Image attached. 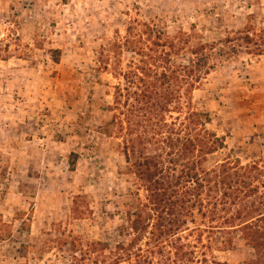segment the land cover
Masks as SVG:
<instances>
[{
  "label": "rangeland",
  "instance_id": "1",
  "mask_svg": "<svg viewBox=\"0 0 264 264\" xmlns=\"http://www.w3.org/2000/svg\"><path fill=\"white\" fill-rule=\"evenodd\" d=\"M163 65L188 70L176 75L177 101L153 113L142 97L166 82L153 74L140 85L130 73ZM194 113L223 143L203 166L254 165L264 198V0H0V264H73L86 241L114 245L123 196L146 202L133 163L149 155L178 168L181 147L163 139L171 128L193 140L204 121ZM202 222L181 236L199 259L252 254L197 214L189 227Z\"/></svg>",
  "mask_w": 264,
  "mask_h": 264
},
{
  "label": "trees",
  "instance_id": "2",
  "mask_svg": "<svg viewBox=\"0 0 264 264\" xmlns=\"http://www.w3.org/2000/svg\"><path fill=\"white\" fill-rule=\"evenodd\" d=\"M198 49L200 51L203 48L200 46ZM160 69L157 73L150 67L148 73L143 70V76L136 72L130 73L140 85H148L146 80L153 74L166 82L164 89H155L142 97L148 100V107L153 113L156 108L162 109L164 103L177 101L181 81L176 75L188 70L187 67L176 65H163ZM121 89H115V103L121 98ZM192 117L198 121L204 118V121L195 123L194 128L190 127L195 134L193 140L182 138L181 142L179 138L173 139L170 137L173 133L171 128L167 130V138L163 139L168 149L181 147L182 151L176 155L175 161L178 168L165 170L158 161L159 157L155 156L148 155L136 160L133 163L134 173L145 188L146 202L136 193L123 196L119 203L125 213L124 223L118 229L120 239L114 245L103 241H86L85 251L80 258L72 256L73 264L91 259L89 253L95 257L92 264H212L205 255H202V259L196 257V246L182 243V234L191 235L204 226L202 222L194 228L189 227V224L195 223L196 214L202 221L207 220L210 226L204 230L207 229L209 234H224L225 229H231L232 236L228 240L231 248L237 246L252 251L242 264H264V198L262 195L257 196L259 188L253 186L251 180L252 175L259 170L254 165L240 164L229 168V164L224 163L226 161L206 169L202 159L206 154L222 149L223 143H219V139L206 130L205 126L209 123L206 114L194 113ZM150 121L147 120L148 123ZM189 135L185 134L187 137ZM179 143L180 146H177ZM188 145L196 151L193 160L185 153ZM125 150L124 155L129 163L127 146ZM74 164L73 161L69 163L71 171L74 170ZM226 199H231V202L228 203ZM218 222L219 226H213ZM234 241L236 245H233ZM21 248L25 246L21 244Z\"/></svg>",
  "mask_w": 264,
  "mask_h": 264
}]
</instances>
